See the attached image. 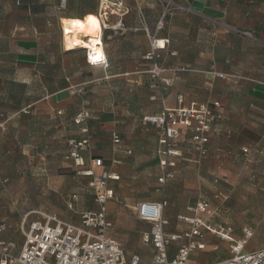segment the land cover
Here are the masks:
<instances>
[{
	"label": "crops",
	"instance_id": "obj_1",
	"mask_svg": "<svg viewBox=\"0 0 264 264\" xmlns=\"http://www.w3.org/2000/svg\"><path fill=\"white\" fill-rule=\"evenodd\" d=\"M104 2L113 6L107 5L106 11ZM126 2L98 0V20L92 24L101 28L100 47L107 67L89 64L86 48L65 49L60 19L81 18L88 10L81 17H58V37L52 42L45 33L46 27L51 26L50 19L46 21L43 16L46 11L37 13L27 8L25 21L15 25L7 19L0 21L4 45L0 49V86H34L33 96L26 97L24 107L12 114L32 115L40 122L59 118L62 125V121L72 122L76 114L87 111L90 117L85 126L90 143L82 154L80 168L92 169L97 175H113L114 181L144 179L145 189L154 184L157 196L139 200L133 208L140 202L164 199L167 205L163 217L167 222L182 223L179 217L191 215L188 208L199 200L210 202L206 211L198 215L200 218L216 222L218 212L223 210L224 218L219 221L227 222L229 209L215 204L212 196L216 190L208 178L229 175L237 160L235 154L242 148L264 155V0H130L129 9ZM169 4L178 11L171 12ZM165 13L164 26L157 28L156 20ZM171 19H177L173 27ZM152 38L164 44L159 52H167L170 57L159 64L158 75L160 80H171L169 86L162 81L157 83L150 75L152 63L145 55ZM186 50L195 51L192 61L182 57ZM216 73L226 77L218 78ZM203 82L208 87L207 97L196 90L197 84ZM178 95L183 96L184 106L191 101H219L225 119L212 135L205 157L195 152L182 129V140L178 142L182 156L174 178L161 186L157 182V132L153 126L143 125L142 117L159 112L161 99L166 107H176ZM153 101L158 103L156 111L145 107ZM114 135L119 137V143L113 142ZM97 159L101 160L100 167L91 164ZM136 192L140 194V190ZM134 193L129 189L122 194ZM206 193L212 196L204 197ZM109 209L107 220L114 222ZM79 214L76 221L54 217L78 224ZM135 216L143 223L136 211ZM26 225L21 222L20 229ZM0 226V240L21 244L20 229L17 235L10 234L12 222L0 218ZM146 252L151 250L147 248Z\"/></svg>",
	"mask_w": 264,
	"mask_h": 264
},
{
	"label": "rangeland",
	"instance_id": "obj_2",
	"mask_svg": "<svg viewBox=\"0 0 264 264\" xmlns=\"http://www.w3.org/2000/svg\"><path fill=\"white\" fill-rule=\"evenodd\" d=\"M31 2L35 12L46 11L43 16L46 21L50 19L51 26L46 27L45 33L47 40L51 42L57 41L60 16L81 17L88 10L92 13L84 16L92 21L98 20L95 18L99 9L98 0H65L64 3L61 0H0V21L7 19L10 25L24 22L27 5ZM104 5L113 6L109 2ZM130 6L132 4L127 0L125 7L129 9ZM168 7L171 12L178 11L171 4ZM166 16L167 13L156 20V23L161 20L164 26ZM176 20L171 19V27L176 25ZM7 26L10 29L9 24ZM2 46L4 45L0 39V49ZM156 53L158 64L165 63L170 58L167 52L164 55L159 51ZM194 56L193 50L183 51L185 61H192ZM33 87L20 88L12 83L5 84L3 88L0 86V218L14 224L11 235L19 233L21 222L26 225L54 215L76 221L79 212L98 208L88 185L89 177L82 173L85 169L76 167L66 159L69 140L82 136L79 127L73 126L69 121H62L61 125L59 118L40 122L32 115L12 114L13 110L24 107L26 97L33 96ZM196 90L200 95L208 96V87L204 82L197 84ZM21 95L24 96L23 100ZM145 107H151L152 111L159 108L156 101ZM182 136L181 130L176 141L180 142ZM235 156L237 160L229 175L208 178L209 185L222 192L227 201L224 203L214 199V194L212 196L206 193L203 196H212L217 206L219 204V207L226 206L229 209L226 214L227 222H220L219 219L224 216L223 210L218 207L219 218L216 222H211L215 227H229L234 237L241 235L243 226L253 229V237L246 248L247 251H253L264 247V155L254 150L248 153L240 150ZM107 186L115 194L106 204V209L110 208L107 212L109 211L114 221L109 222V235L119 242L128 256L139 254L142 262L148 263L147 247L140 240L141 233L147 230V226L137 220L133 207L139 200L156 197L158 189L154 184L145 189L147 185L144 179L139 181L129 178L119 181L108 179ZM129 189L134 190V195L122 194ZM137 190H140V194ZM143 191L148 194H141ZM185 228L181 222H168L167 225L168 231ZM205 244L204 250L197 249L190 255L187 264H216L231 257L228 241L221 240L212 233H205Z\"/></svg>",
	"mask_w": 264,
	"mask_h": 264
},
{
	"label": "built area",
	"instance_id": "obj_3",
	"mask_svg": "<svg viewBox=\"0 0 264 264\" xmlns=\"http://www.w3.org/2000/svg\"><path fill=\"white\" fill-rule=\"evenodd\" d=\"M163 16L164 14L162 18ZM161 27L160 20L157 28ZM158 42L154 38L150 40V50L146 53L145 59L152 63L151 77L157 83L162 81L169 86L171 80H160L158 77L160 66L156 51L163 49ZM86 60L91 65L100 64L107 67L104 55L92 61L86 51ZM215 76L226 77L222 73H216ZM176 101L177 106L169 108L161 99L159 112L142 117V124L153 126L157 132L156 156L160 170L157 182L161 186L174 178V169L182 156L179 143L176 141L181 130L186 131L195 152L205 157L212 135L220 130L225 119L221 104L217 100L207 103L191 101L184 106L183 96L178 95ZM89 117L87 111H81L72 118V123L79 127L82 136L69 140L66 159L72 161L76 167L83 165L82 154L89 147L90 137L85 126ZM119 141V137L114 135L113 142ZM241 151L248 153L250 150L242 148ZM91 164L96 167L102 165L100 159L92 160ZM82 173L89 177L88 185L98 209L81 212L78 224L64 222L54 216L29 222L25 227H21V244L18 245L11 239L0 240V264H187L188 258L195 250L205 248V233H212L217 238L229 242L231 257L216 264H264V247L253 251L246 250L248 242L253 237V229L250 226H243L241 235L234 237L229 227H215L209 220L198 216L210 206L207 200H199L194 206L189 207L191 215L179 217L186 228L173 232L165 229L168 225L163 217L166 200L136 204L138 219L149 226L148 230L141 234V243L151 252L148 263H143L139 254L133 253L128 256L119 242L108 235L110 223L106 217V204L113 198L114 193L108 188L107 181L115 179V176L107 173L97 175L92 169ZM213 198L220 202L227 199L218 190L215 191ZM0 229H3V226H0Z\"/></svg>",
	"mask_w": 264,
	"mask_h": 264
},
{
	"label": "bare ground",
	"instance_id": "obj_4",
	"mask_svg": "<svg viewBox=\"0 0 264 264\" xmlns=\"http://www.w3.org/2000/svg\"><path fill=\"white\" fill-rule=\"evenodd\" d=\"M107 7V5H104L105 10ZM100 16L102 17V14ZM60 24L66 50L78 47L86 48L88 49L89 59L92 61H96L103 56L100 47V26L85 22L80 18H61ZM158 45L161 48L164 47L161 42H158Z\"/></svg>",
	"mask_w": 264,
	"mask_h": 264
},
{
	"label": "trees",
	"instance_id": "obj_5",
	"mask_svg": "<svg viewBox=\"0 0 264 264\" xmlns=\"http://www.w3.org/2000/svg\"><path fill=\"white\" fill-rule=\"evenodd\" d=\"M31 5H33L32 2L30 3V5H27V8H28L29 10H32V9H33V7H31ZM88 13H92V12H88ZM94 14H95V13H94ZM80 19H82V20L85 21V22L94 23V21H92V20H88V21L85 20V19H86L85 16L81 17Z\"/></svg>",
	"mask_w": 264,
	"mask_h": 264
},
{
	"label": "snow or ice",
	"instance_id": "obj_6",
	"mask_svg": "<svg viewBox=\"0 0 264 264\" xmlns=\"http://www.w3.org/2000/svg\"><path fill=\"white\" fill-rule=\"evenodd\" d=\"M91 19V18H90Z\"/></svg>",
	"mask_w": 264,
	"mask_h": 264
}]
</instances>
